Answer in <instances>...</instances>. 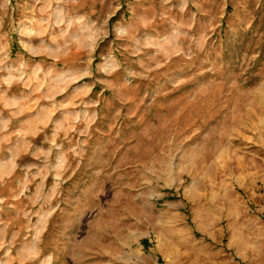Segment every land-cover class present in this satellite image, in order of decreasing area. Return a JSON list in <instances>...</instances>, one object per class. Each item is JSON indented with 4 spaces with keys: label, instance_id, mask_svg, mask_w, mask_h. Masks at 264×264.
Wrapping results in <instances>:
<instances>
[{
    "label": "rangeland",
    "instance_id": "obj_1",
    "mask_svg": "<svg viewBox=\"0 0 264 264\" xmlns=\"http://www.w3.org/2000/svg\"><path fill=\"white\" fill-rule=\"evenodd\" d=\"M0 264H264V0H0Z\"/></svg>",
    "mask_w": 264,
    "mask_h": 264
}]
</instances>
